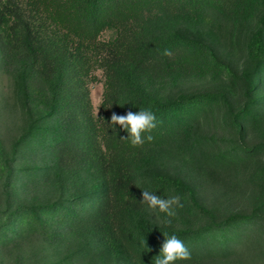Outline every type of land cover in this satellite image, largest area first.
Returning a JSON list of instances; mask_svg holds the SVG:
<instances>
[{
	"label": "trees",
	"instance_id": "16d2710c",
	"mask_svg": "<svg viewBox=\"0 0 264 264\" xmlns=\"http://www.w3.org/2000/svg\"><path fill=\"white\" fill-rule=\"evenodd\" d=\"M0 71V264H155L164 234L176 264L264 260V0H0ZM141 109L134 147L111 116ZM144 190L181 197L171 225Z\"/></svg>",
	"mask_w": 264,
	"mask_h": 264
},
{
	"label": "clouds",
	"instance_id": "9594fccd",
	"mask_svg": "<svg viewBox=\"0 0 264 264\" xmlns=\"http://www.w3.org/2000/svg\"><path fill=\"white\" fill-rule=\"evenodd\" d=\"M164 55H171L170 50L165 49ZM157 117L151 110L141 109L139 112L128 111L126 114L113 113L111 124L122 126L129 133L128 138L132 146L142 147L145 139L151 142L154 137L150 134L157 127ZM145 133L148 135L145 137ZM142 203L147 204L152 212L164 213L167 216L165 221L168 225L172 224L177 217V208H183L179 195L164 197L144 190L142 193ZM166 237L162 243L160 254L155 257V264H176L177 261L190 260L191 252L185 243L175 234Z\"/></svg>",
	"mask_w": 264,
	"mask_h": 264
},
{
	"label": "rangeland",
	"instance_id": "374dc122",
	"mask_svg": "<svg viewBox=\"0 0 264 264\" xmlns=\"http://www.w3.org/2000/svg\"><path fill=\"white\" fill-rule=\"evenodd\" d=\"M98 74L100 75V70H98ZM90 86H91L92 101L94 103L95 109H98L100 101L102 99V94H103V89H104L103 79L100 78V79L92 81ZM8 87H9V80L7 79L6 75L1 73L0 71V97L2 93H5V91L7 92ZM2 110L3 109H0V130L3 135L4 134L8 135L9 133L14 131V128L17 126V121H16L15 116H13L12 114H9L6 111H4L3 113ZM242 172L245 174L246 170L245 172L244 171ZM231 179L232 177H230V174H227L225 175V177L221 178L222 182L220 183V185H217V184L212 185V183H214L216 179L210 180L212 182V183L210 182L211 184L205 183L204 185H205L207 198L210 199L212 197H217L220 194L222 195V193L226 192L227 189L229 190V194L233 195L235 193V189L231 188L233 187V185H231ZM240 179H244V178L242 177ZM221 187H224V189L221 190L220 189ZM248 191H250V189H248ZM233 199L234 200L231 201V205H235L240 208L241 207L249 208L251 206V202L249 201L250 204L247 203L246 202L247 200L241 194L238 195V198L234 197ZM256 248H259V245L258 246L256 245ZM251 255H252V251H249L247 248V250L243 253V256H245L246 264H264V260L256 259L255 261L253 260V257ZM199 264H222V263L220 261L215 262L213 259L206 258L202 260V262H200Z\"/></svg>",
	"mask_w": 264,
	"mask_h": 264
}]
</instances>
